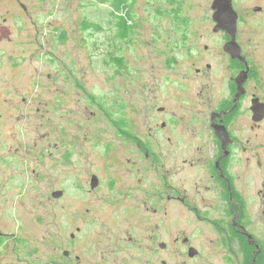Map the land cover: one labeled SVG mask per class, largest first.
I'll return each mask as SVG.
<instances>
[{
    "label": "flooded vegetation",
    "instance_id": "obj_1",
    "mask_svg": "<svg viewBox=\"0 0 264 264\" xmlns=\"http://www.w3.org/2000/svg\"><path fill=\"white\" fill-rule=\"evenodd\" d=\"M188 2L199 13L177 14L157 61L135 68L147 131L117 122L132 142L75 180L87 199L73 200L68 235L58 218L57 264H264V0ZM54 66L57 1L0 0V263L26 261L5 218L31 163L51 160L57 127L37 106L57 109Z\"/></svg>",
    "mask_w": 264,
    "mask_h": 264
},
{
    "label": "rangeland",
    "instance_id": "obj_2",
    "mask_svg": "<svg viewBox=\"0 0 264 264\" xmlns=\"http://www.w3.org/2000/svg\"><path fill=\"white\" fill-rule=\"evenodd\" d=\"M56 1L57 66L52 70H57V109L47 113L44 106H37L46 122L52 119L54 125H49L57 127L54 140L46 141L52 145L47 151L51 160L37 167L31 163L29 178L22 183L28 194L20 198L19 207L7 210L5 218V230L17 234L15 242L24 238V264L39 260L57 264L58 218L63 233L68 235L73 200L87 199L75 180L95 173V164L102 155L116 152L121 142H132L121 133L117 122L125 123L127 133L145 134L149 126L139 123L135 68L143 70L147 67L143 63L157 61L163 43L156 36L178 29L174 22L177 14L199 13L189 0ZM256 56L261 58L260 52ZM105 94L108 102L104 101ZM102 107L108 109L107 114ZM63 137L60 151L70 150L69 160L60 158L57 152V140ZM34 168L37 170L32 174ZM60 184L67 187V192L58 201L52 194L62 188ZM15 201H19L16 194ZM21 226L26 235H20ZM19 257L17 254L15 259ZM8 260L4 258L0 264Z\"/></svg>",
    "mask_w": 264,
    "mask_h": 264
},
{
    "label": "water",
    "instance_id": "obj_3",
    "mask_svg": "<svg viewBox=\"0 0 264 264\" xmlns=\"http://www.w3.org/2000/svg\"><path fill=\"white\" fill-rule=\"evenodd\" d=\"M57 196H58L57 193H55L53 197H54V198H57Z\"/></svg>",
    "mask_w": 264,
    "mask_h": 264
},
{
    "label": "trees",
    "instance_id": "obj_4",
    "mask_svg": "<svg viewBox=\"0 0 264 264\" xmlns=\"http://www.w3.org/2000/svg\"><path fill=\"white\" fill-rule=\"evenodd\" d=\"M120 1H122V2H124V3H125V1H126V0H120Z\"/></svg>",
    "mask_w": 264,
    "mask_h": 264
}]
</instances>
